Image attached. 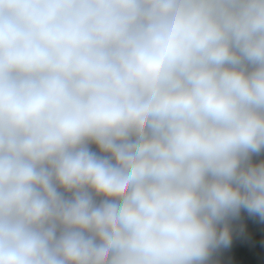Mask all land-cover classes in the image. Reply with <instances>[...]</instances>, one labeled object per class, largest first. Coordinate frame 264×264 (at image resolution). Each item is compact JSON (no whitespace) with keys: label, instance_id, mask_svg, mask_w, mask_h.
Segmentation results:
<instances>
[{"label":"clouds","instance_id":"9594fccd","mask_svg":"<svg viewBox=\"0 0 264 264\" xmlns=\"http://www.w3.org/2000/svg\"><path fill=\"white\" fill-rule=\"evenodd\" d=\"M262 151L264 0H0V264H206Z\"/></svg>","mask_w":264,"mask_h":264},{"label":"crops","instance_id":"0c3cea01","mask_svg":"<svg viewBox=\"0 0 264 264\" xmlns=\"http://www.w3.org/2000/svg\"><path fill=\"white\" fill-rule=\"evenodd\" d=\"M91 150L98 151L95 145ZM264 161V151L256 154L254 164ZM231 234V243L227 247H219L212 251L206 264H264V220L241 209L238 216L226 221ZM223 229L224 224H221Z\"/></svg>","mask_w":264,"mask_h":264},{"label":"trees","instance_id":"16d2710c","mask_svg":"<svg viewBox=\"0 0 264 264\" xmlns=\"http://www.w3.org/2000/svg\"><path fill=\"white\" fill-rule=\"evenodd\" d=\"M239 264H243L241 258H239Z\"/></svg>","mask_w":264,"mask_h":264},{"label":"water","instance_id":"95a60500","mask_svg":"<svg viewBox=\"0 0 264 264\" xmlns=\"http://www.w3.org/2000/svg\"><path fill=\"white\" fill-rule=\"evenodd\" d=\"M255 158V155H253L252 160Z\"/></svg>","mask_w":264,"mask_h":264}]
</instances>
